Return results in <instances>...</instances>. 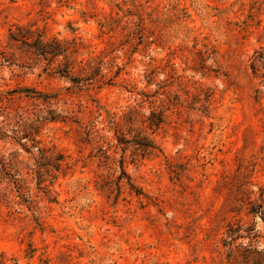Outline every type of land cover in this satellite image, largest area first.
<instances>
[{
  "label": "rangeland",
  "instance_id": "374dc122",
  "mask_svg": "<svg viewBox=\"0 0 264 264\" xmlns=\"http://www.w3.org/2000/svg\"><path fill=\"white\" fill-rule=\"evenodd\" d=\"M18 26L75 42L105 84L45 71ZM1 52L0 94L66 119L21 146L19 115L47 105L0 104V264H264V0H0ZM38 147L63 157L43 180Z\"/></svg>",
  "mask_w": 264,
  "mask_h": 264
},
{
  "label": "trees",
  "instance_id": "16d2710c",
  "mask_svg": "<svg viewBox=\"0 0 264 264\" xmlns=\"http://www.w3.org/2000/svg\"><path fill=\"white\" fill-rule=\"evenodd\" d=\"M10 40L16 44L20 43V49H22L23 53L28 55L31 59L37 62H45V71L51 72L53 75H58L61 78L69 79L78 90L83 89L82 87L85 85H92L94 82L97 83V88H101L102 85L105 84L103 82L100 84L99 80H97V77L100 76V63H96L95 60H88L85 63L80 61L78 66L75 65L76 59L74 56L78 51L75 42H61L56 38L46 40L41 33L34 32L31 28L24 26H18L15 31H11ZM59 59H61L59 64H57L56 67H53ZM12 61H14L13 55H8L5 52L0 53V66H3L5 63L10 66L13 63ZM76 67L77 74L75 73ZM53 99L54 95L42 93L33 88L24 86L7 90L6 95L0 94V104L4 100L10 103L15 102L16 100H27L35 106H38L36 104L47 105V109L38 108L31 112L33 119L30 123H28L29 118H25L23 114L19 115L22 120L20 125L21 129L16 130L18 133H22L21 136L18 137L19 143L21 139L30 137L31 132L28 129H33L37 124L65 121L66 116L50 108ZM128 121L130 123L131 119L129 118ZM163 121L164 117L162 113L153 112L149 118V129L159 128ZM119 133V143H127L124 134L122 132ZM0 135L7 136L3 127H0ZM32 141L35 145L39 144L34 139H32ZM133 142L134 145L137 146V149L141 150L143 154H149L156 149L155 143L147 135L140 134L133 140ZM21 146H23V144H21ZM37 152L39 156L37 157L36 162L40 170L38 171V175L39 178L43 180V171L45 174L50 173L53 169L58 171L61 167L63 157L62 155H56L51 149L45 147H38ZM44 161L49 163H44ZM0 164L3 170H7L6 163L0 162ZM9 165L13 164L9 163ZM47 166H50L52 170H46L44 167ZM122 173L126 176L124 171ZM122 180L123 177H120L118 186ZM127 181L131 190H135L138 195L141 194L140 190H137L135 186L129 182L130 180ZM118 189L120 191V187H118Z\"/></svg>",
  "mask_w": 264,
  "mask_h": 264
}]
</instances>
